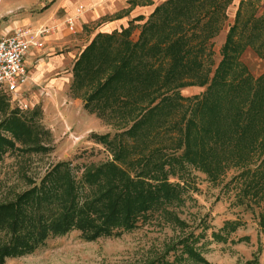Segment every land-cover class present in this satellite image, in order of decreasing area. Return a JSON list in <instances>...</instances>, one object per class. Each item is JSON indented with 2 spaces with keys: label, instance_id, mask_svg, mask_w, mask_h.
Here are the masks:
<instances>
[{
  "label": "trees",
  "instance_id": "trees-1",
  "mask_svg": "<svg viewBox=\"0 0 264 264\" xmlns=\"http://www.w3.org/2000/svg\"><path fill=\"white\" fill-rule=\"evenodd\" d=\"M231 2L167 0L139 27L135 42L125 39L130 22L119 33L97 34L83 49L72 68V85L90 91L83 108L92 103L118 111L124 130L110 140L107 134L90 136L111 149L110 161L83 168L78 179L69 163L57 162L37 184L0 203V264L30 255L46 240L73 231L91 242L133 230L148 213L180 201L182 188L169 177L181 180L173 169L182 171L186 165L210 174L213 164L216 172L231 162L239 169L260 161L248 170L254 178L243 191L264 208V109L258 104L259 97L264 98V72L254 79L238 61L246 47L264 57L259 53L264 49V12L242 28L239 9L235 12L219 49L220 60L208 77L209 41L220 30ZM186 86L205 90L182 98L177 91ZM172 108L181 111L180 126L153 124V117ZM19 112L8 110L0 121V131L9 136L0 134V159L8 150L45 151L36 141L43 131ZM221 117L226 123L217 122ZM173 127L179 133L177 156L162 154L167 149L157 145L136 154L124 140L132 143L138 133L150 139L168 137ZM183 243L181 252L189 261L208 264L190 252L193 240Z\"/></svg>",
  "mask_w": 264,
  "mask_h": 264
},
{
  "label": "rangeland",
  "instance_id": "rangeland-1",
  "mask_svg": "<svg viewBox=\"0 0 264 264\" xmlns=\"http://www.w3.org/2000/svg\"><path fill=\"white\" fill-rule=\"evenodd\" d=\"M21 1L0 0V36L14 29L12 27L14 21L22 13L37 11L35 6L29 9L21 8ZM38 1L43 3L46 0ZM238 9L240 12L238 26L246 27V24H252L250 21L247 22L249 18L256 19L264 12V0H232L224 9L225 20L220 23L221 28L218 33L209 41L210 54L206 64L210 61L212 66H209L211 71L208 77L220 60L219 49L222 40L218 41V38L233 24ZM139 25L131 26L126 40L130 42L137 40L132 41L130 36L134 28L139 34ZM263 52L264 49L259 50V53ZM238 61L254 79L264 72V57L259 58L252 49L245 48ZM204 90L205 86H186L177 92L182 98H191L201 95ZM70 92L74 96L81 97L83 102L90 93L84 88L74 87L72 82ZM25 93L21 89L16 98L26 106ZM263 102V96L259 97L258 104L264 109ZM91 106L92 103L89 109H84L82 105V110L91 118L90 120L94 119L95 123L104 127L98 134H107V139L110 140L113 134L124 130L119 122L118 111L111 112L109 107L102 105ZM12 109L20 111V116L31 117L35 125L43 131L36 141L45 151L8 150L1 156L0 203L11 200L17 193L28 188L30 183L37 184L44 173L57 162L69 163L72 173L78 179L83 168L111 160V149L90 138L91 135L98 134H89L83 139L73 138L74 135L69 138L66 134V139L58 142L54 140L53 133L45 130L41 125L37 107L30 109L27 106L19 109L10 96L0 92V121L8 114V110ZM174 109L164 111L161 115L153 117L151 121L156 125L166 124L171 127L176 123L180 126L181 111ZM220 121L226 123L227 120L221 117L217 122ZM156 125L148 127L152 129ZM177 127L172 128L168 137L150 139L148 135L138 133L137 139L132 143L127 138L124 140L127 145H132L136 154L157 145L163 150L167 149L162 151V154L177 156L180 153L175 144L179 136ZM103 131L106 133L102 134ZM0 134L5 139L9 137L5 132L0 131ZM37 145L33 144L35 147ZM259 162L253 160L248 164H242L239 169L234 168V162H231L224 169L216 172L212 167L213 164L209 170L210 174L190 165H186L182 171L175 168L173 170L181 180L169 177V182H179L182 188L180 201L148 213L133 230L121 233L118 237L99 238L91 242L83 241L78 232L73 231L59 238L48 239L43 247L32 254L8 259L4 264H193L188 260L187 255L181 252L183 242L186 240L188 244L193 240L190 252L197 254L208 264H264V218H260V214H264V208L251 202L243 191L245 183H250L254 178L251 177L250 172ZM128 171L131 174L132 170ZM209 175L214 176L215 179H211Z\"/></svg>",
  "mask_w": 264,
  "mask_h": 264
},
{
  "label": "crops",
  "instance_id": "crops-1",
  "mask_svg": "<svg viewBox=\"0 0 264 264\" xmlns=\"http://www.w3.org/2000/svg\"><path fill=\"white\" fill-rule=\"evenodd\" d=\"M165 1L167 0H46L39 3L38 0H22L21 8L35 6L37 11L22 13L12 27L29 26L36 29L39 26L55 25L56 28L42 39L41 48L30 47L26 52L23 63L27 83L22 87L26 92V106L17 99L16 107H37L41 125L53 133L54 140L58 142L66 139V134L69 138L74 135L73 138L83 139L89 134L102 132L104 127L95 123L93 118V121L90 120L82 110L83 99L70 92L72 68L83 49L97 34L119 33L130 22L131 26L140 24V27L153 10ZM43 7L46 8L41 10ZM78 7L81 8L78 20L74 31L69 32L62 22L73 16ZM225 34L218 38V41L222 40V44ZM137 36V29L134 28L130 38L135 41ZM91 122L94 124H89Z\"/></svg>",
  "mask_w": 264,
  "mask_h": 264
},
{
  "label": "built area",
  "instance_id": "built-area-1",
  "mask_svg": "<svg viewBox=\"0 0 264 264\" xmlns=\"http://www.w3.org/2000/svg\"><path fill=\"white\" fill-rule=\"evenodd\" d=\"M81 8L73 16L63 20L62 25L69 32L74 31ZM56 26H19L0 36V92L17 101L16 95L27 83V73L23 63L30 47L41 48L42 39L55 31Z\"/></svg>",
  "mask_w": 264,
  "mask_h": 264
}]
</instances>
